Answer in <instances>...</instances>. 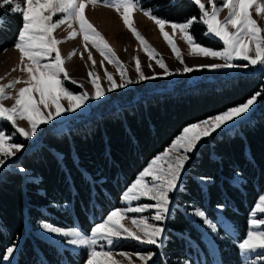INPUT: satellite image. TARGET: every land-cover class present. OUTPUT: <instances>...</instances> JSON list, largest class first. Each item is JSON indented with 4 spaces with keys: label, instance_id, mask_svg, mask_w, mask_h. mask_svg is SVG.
<instances>
[{
    "label": "trees",
    "instance_id": "1",
    "mask_svg": "<svg viewBox=\"0 0 264 264\" xmlns=\"http://www.w3.org/2000/svg\"><path fill=\"white\" fill-rule=\"evenodd\" d=\"M143 9L171 22L196 17L190 28L196 41L219 47L205 35L192 0H138ZM0 8V53L12 47L22 26L20 14ZM172 83V82H171ZM140 83L113 92L62 129L46 127L37 143L26 146L0 172V264L6 249L20 237L16 264H84L85 249L62 251L35 234L38 223L78 227L89 232L112 210L143 166L192 123L244 103L260 92L252 116L228 130L214 132L190 153L188 167L173 195L160 247L148 264L211 263L194 211L215 219L218 206L235 229L213 235L223 264H241L238 243L264 190V69L226 72L193 84ZM5 130H14L4 121ZM25 144V143H24ZM24 168L26 171H19ZM238 176V180L233 178ZM198 177L210 181L202 188ZM129 243V244H128ZM124 250H135L128 241ZM146 249V248H145Z\"/></svg>",
    "mask_w": 264,
    "mask_h": 264
},
{
    "label": "snow or ice",
    "instance_id": "2",
    "mask_svg": "<svg viewBox=\"0 0 264 264\" xmlns=\"http://www.w3.org/2000/svg\"><path fill=\"white\" fill-rule=\"evenodd\" d=\"M99 2L100 0H23V3H21V0H0V8L10 5L12 13L21 15L22 27L19 29L14 48L20 53V62L23 65L20 71L27 73L28 76V79L24 81L26 86L18 90L17 95L14 97L15 103L11 107H6L3 101L13 98L9 92L16 83L21 81L14 80L8 85H0V121L10 122L15 130L12 135L0 130V166H4L9 157H15L24 148L23 144L12 142L13 136L18 134L28 139L36 134L40 124L49 123L55 117L60 116L62 112H74L89 99L99 100L105 95V90L101 87L99 80L92 79V72H89L88 76L94 89L93 93L89 94L87 91L73 93L65 87V82L70 77L63 66L65 61L58 50V45L63 41L53 37V31L61 25L67 23L68 27L72 28L73 22H78L79 33L75 30L70 32L68 39H74L78 34L82 35L86 42V48L87 42H90L108 63L117 67L120 74L119 83L116 82L111 73L105 70V76L109 82L108 92L125 88L129 84L155 79L158 75H172L164 61L157 58L156 63L163 69V73L154 72L152 76H146L141 70L140 61L136 59L135 71L138 78L136 80L130 79L124 64L118 59L116 53L84 17L86 3L94 5ZM192 2L198 6L200 21L207 27L205 35L212 34L223 44L221 50H214L195 42L189 29L196 22V17H192L184 23H171L174 32L179 30L183 34L191 49L190 55L207 56L224 61L222 64L214 63L200 67L219 69L264 66V35H261L264 29L258 26L257 21L252 18L249 12L250 8H254L257 15L264 17V2L262 0H222L219 5L214 3L213 0H208V4L211 6L210 11L201 0H192ZM104 3L105 6L113 7L117 12L123 10L121 15L124 24L141 42L144 51L150 58L158 57L159 54L155 52V49H152L140 33L129 24V10L139 6L138 0H111V3H109V0H104ZM36 5L43 6L42 13L39 16L30 15ZM225 8L228 9V15L223 20L218 19L219 13ZM58 13L62 14L61 18L53 22V16ZM144 14L159 26L161 34L172 49L176 59L184 64L181 52L164 31V25L169 22L157 18L150 10L144 11ZM229 29L233 30L230 31ZM251 46H254V49ZM253 50L254 55L250 56L249 53ZM74 54V51L70 53L69 59ZM26 58L27 63H25ZM88 59L92 60L90 52ZM234 60H244L248 63L236 65L233 63ZM93 64H95V61H93ZM149 67L151 68V64H149ZM177 71L180 70L177 69ZM192 71L193 68L191 67L185 66L183 68L184 73ZM71 83L75 84L77 81L72 80ZM33 90L39 94V103L45 109H51L47 111L46 115L41 112L37 104L32 102L31 93ZM260 95L261 93L257 92L241 105L184 127L182 133L172 141L171 145L162 154L152 159L122 193V200L128 206L113 210L106 219L92 227L90 233L85 234L76 228L64 229L50 223H42L41 227L47 233L65 238L54 242L89 249L86 264H93V260L98 254L103 255L108 264H119L117 260L113 259L111 251H105L104 246L99 245L100 241L106 242V245L111 247L123 237L133 239L144 245L160 247L159 241L165 229L158 223H150L149 220L163 222L167 219L172 203L171 194L178 190L181 173L190 158L189 154L196 150L203 137L209 136L216 129L221 128L222 125L248 112ZM61 100H67V107L61 104ZM18 120L27 121L28 128L18 127ZM160 161H164L163 166L158 163ZM19 171L24 172L26 170L20 168ZM202 182L207 183L208 178H202ZM144 198L153 201V203H138L136 206H131L133 201H141ZM218 207L222 208L223 206ZM149 209H154L155 215L150 218L142 215L132 218V225L136 226L135 231L124 227L122 224L113 223V217L117 215L140 214ZM194 216L201 218L203 224L213 233L218 232V225L224 227L226 231L228 230L222 221L213 222L203 210L196 209ZM250 217L251 219L248 221L249 228L238 248L245 256L255 254V259L248 260L247 264H264V194L258 197V201L250 212ZM98 245L100 246L99 253L97 251ZM14 250V246L8 247L3 258L8 260ZM119 255L128 257L130 254L121 252ZM136 255L143 264H148L155 253L149 251L145 254L137 253Z\"/></svg>",
    "mask_w": 264,
    "mask_h": 264
},
{
    "label": "rangeland",
    "instance_id": "3",
    "mask_svg": "<svg viewBox=\"0 0 264 264\" xmlns=\"http://www.w3.org/2000/svg\"><path fill=\"white\" fill-rule=\"evenodd\" d=\"M201 2L205 3V5L209 9V11L211 10V6L208 4V0H201ZM213 2L216 3L217 5H219V4H221L222 0H213ZM262 2H264V0H262ZM21 3H23V0H21ZM109 3H111V0H109ZM1 9H2V11H6V6L4 8H1ZM10 9L11 8H9V10ZM42 10H43L42 5H36L33 8L30 15L39 16L42 13ZM122 11L123 10H121V12ZM144 11H149V10L143 9L140 6H138L135 9H130L129 13H128L129 24H131L140 33V35L144 38V40L147 41V43L151 46L152 49H155V52L159 54L158 57L150 58L148 56V54L144 51V48H143V45L141 44V42L136 39V37L133 35V33L130 31V29L124 24L121 12H117L113 7L105 6L104 0H100L99 3H96L94 5L92 3H86L85 9H84V17L103 36L104 40L107 42L109 47H111L113 49V51L116 53V56L118 57V59L124 64L125 70L128 73V76L130 79L136 80L138 78V74L135 71L136 59H138L140 61L141 70L144 72V74L146 76H152L154 72L155 73H161V74L163 73V69H161L159 67V65L156 63L157 58L162 59L164 61V63L167 65V67H168L169 71L172 73V75H169V76L158 75L155 79L145 80V81H141L139 83H134V84H129L125 88H118L114 91L108 92L107 88H108L109 82L107 81V78L105 76V70L108 73H111L113 75V78L116 80V82L119 83L120 82V74L117 71V67L113 64L108 63V61L105 60L101 56V54L91 45L90 42H87V48H86L85 47L86 42L84 41L82 35L78 34L74 39H68V35L70 32L75 30L77 33H79V23L78 22H73L72 28H69L67 23L64 25H61L60 27L56 28L53 31V37L58 39V40L63 41L62 43H60L58 45V50L60 51L61 56L65 61L63 66L65 67V69H66V71L70 77V79L65 82V87L70 89L73 93H82L85 91H87L89 94L93 93L94 89H93L92 83L90 81V78L88 76V73L92 72L93 73L92 79H98L99 80L101 87L105 90V95L102 96L99 100L89 99L88 101L85 102L84 105H82L80 108H78L74 112H62L60 116L55 117L49 123L40 124V126L37 129L36 134L34 136L28 138V139H25V138L19 136L18 134H16L15 136H13L12 142L21 143L24 145V148L30 144L37 143L41 133L46 129V127L50 126V127H53L54 129H62L65 127V125L70 120L69 118L78 119L79 117H81L85 114H88L90 109H92L93 107L97 106L98 104L104 102L113 92L124 93V92L131 90L134 87L138 86L140 83H149V82L160 81L162 83L161 85H165L167 87H170V86H174L176 84H179L180 82H184L186 84H193V83L199 82L201 80L212 79L216 75L223 74V73L225 74L226 72L246 71L248 69H264V66H260V65L249 66V67L219 68V69H213L211 67H200L202 65H211L214 63L222 64V63H224V61L217 59V58L207 57V56L190 55L191 49L189 48L188 44L186 43V41L183 37V34L179 30H176L174 32L172 27H171V23H184L187 21H184V22L168 21L169 23H166L164 25V31L168 34V37L171 40H173V42L176 44L177 48L181 52V57L184 60V64H181L180 61L178 59H176L175 54L173 53V51L169 47L167 41L164 39L163 35L161 34L159 26L152 19H150L148 16H146L144 14ZM249 12H250L252 18L257 21L258 26L261 27L262 29H264V17L257 15L254 8H250ZM61 15L62 14L58 13L55 16H53V18H52L53 22L60 19ZM227 15H228V9L225 8V9H223V11H221L219 13L218 19L223 20ZM1 20H2V17L0 15V22H1ZM165 21H167V20H165ZM205 27H206V25H205ZM229 30L232 31L233 29H229ZM206 31H207V27L205 29V32ZM189 32L193 36L190 29H189ZM261 35H264V32H262ZM206 36H208L209 38L215 39L220 44V46L219 47L206 46V45H203V44L197 42L195 37L194 36L193 37L195 39V42L201 44L204 47L211 48L214 50H221L223 48V44H222V42H220L218 40V38H215L212 34H209ZM17 38H18V35H17ZM251 47H253V49H254V46H251ZM73 51L75 54L72 55L71 58L69 59V54L73 53ZM89 52L92 55V60L88 59ZM53 55H55V54L53 53ZM249 55L250 56L254 55V50L252 52H250ZM93 61H95V64H93ZM27 62L28 61L26 58L25 63H27ZM233 63L236 65H242V64H246L248 62L244 61V60H234ZM149 64H151V68L149 67ZM185 66L193 68V71L189 72V73H184L183 68ZM22 67H23V65L20 62V53L18 50H16L14 48V45L12 47L6 48L5 50H3L0 53V85H8L14 80L21 81L20 83H16L14 88H12L9 92L10 96L13 98L3 101V103L6 107H11L15 103L14 97L17 95L18 90L21 87L26 86L24 81H26L28 79V76H27V73L20 71V68H22ZM13 69H15V70H13ZM177 69H179L180 71H177ZM72 80L77 81V83H75V84L71 83ZM81 85H83V87H81ZM31 96H32V102L37 104L40 107L41 112L43 114L46 115L47 111L51 110V109H45L44 106L39 103L40 97H39V94L37 92H35L33 90L31 93ZM263 97H264V94H263ZM67 103H68L67 100H61V104L64 107H67ZM258 104H259V99L257 98V101L250 107L248 112L243 113L241 116L235 117L232 121H229L225 125H222L221 128L216 129L215 132H219L221 130L231 129L233 126L237 125L239 121L249 119L252 116L253 112L257 109ZM239 105H241V104H239ZM236 106H238V105H236ZM233 107H235V106H233ZM230 108H232V107H230ZM226 110H224V111H226ZM224 111H222V112H224ZM222 112H220V113H222ZM220 113H218V114H220ZM213 116H215V115H213ZM200 121H202V120H200ZM197 122H199V121H197ZM197 122H195V123H197ZM8 124L11 125L10 122H8ZM17 125H18V127L28 128L27 121H25V120H18ZM189 125H191V124H189ZM189 125H187V126H189ZM0 130L5 131L8 135H12L15 131V130H11L8 133L7 130H5L4 121H0ZM182 130L178 135H180L182 133ZM205 138L206 137H203L201 139V141L198 143V145ZM171 143L168 146H166L164 150H162L161 152H159L155 156H153L143 166V168L138 172V174L145 167H147V165L151 162L152 159H154L157 155L162 154L171 145ZM189 157H190V154H189ZM190 158H189L188 162L190 161ZM13 159H14V157H9L4 166L10 164ZM188 162L186 163L185 168L181 173L179 184H180V181H181V179H182V177L186 171V168L188 167ZM158 163H160L162 166L164 165V161H160ZM4 166H0V172L2 171ZM138 174H137V176H138ZM202 178H205V177H198V181L201 184L202 188L205 189L206 184L210 180L208 179V182L205 183V182H202ZM148 179L150 180L151 178L149 177ZM233 180L234 181L238 180V176H235L233 178ZM126 188H125V190H126ZM262 194H264V190L260 192L259 196ZM173 195H174V193L171 194L172 203L170 205V211H171V208L173 205ZM257 201H258V199H257ZM138 203H153V201H150V200L144 198L141 201H133L131 206H136ZM127 206L128 205H126L125 202L122 200V195H121V206L114 209V210L122 209V208H125ZM217 210H218V213H217L216 218L215 219L209 218V219H211L213 222L222 221L223 224L227 226L228 230L226 231L224 227L219 226V225H218V230H219V228H222L228 234L234 235L235 229H234V226L232 225V223L224 217V215L221 212L220 207H218ZM109 214H107L104 219H106ZM141 215L150 218L151 216L155 215V210L149 209V210L145 211L144 213H140V214L128 213L126 216L117 215V216L113 217V223L122 224L124 227L135 231L136 226L132 225L131 220L133 217H139ZM195 218H197V217L193 215V219H195ZM199 219H201V218H199ZM250 219H251V217L249 215V220ZM103 220H101L99 223H101ZM166 221H167V219L163 222H153V221L149 220L150 223H158L164 229H166ZM42 223H47V222L38 223L39 224L38 227L34 230L35 234H37V235L41 236L42 238H44L45 240L53 243L57 247V249L60 251H62L64 249H68L71 252H76V251H79L80 249H85L86 254L88 256L89 249H86L83 247L67 245L66 243L54 242L57 240H63L65 238H59V237H56L55 234L47 233L41 227ZM197 225L200 227V229L202 231V239H203L209 253L212 255L213 258L211 260V263H207L204 259V256H200V258L196 259V264H223V263H221V259L219 257L217 247H216V242L213 238V235L215 233H213L210 229H208L207 226L203 224V221L199 222V224L197 223ZM62 228H64V229H70V228L79 229L76 226H74V227H62ZM248 228H249V225H248ZM83 233L88 234V233H90V231L89 232H83ZM164 236H165V231H164L162 237L160 238V241H159L160 244H162ZM128 241H134L135 243L138 244V246L135 247L136 248L135 250H132V251L129 250L128 251V250L123 249L124 247H126L129 244V243L127 244ZM19 243H20V237L17 238V240L15 241V243L13 245H11V246L15 247V250H14L13 254L11 255V257H9L8 260L4 259L5 264H16V252H17V247H18ZM239 243H238V245H239ZM99 245H103L105 251H111L113 253V259L117 260L119 262V264H129V262H131V264H143V262L140 261L139 257L136 255L137 253L145 254L149 251L155 253V251L152 249V246H155V245H144V244H141V243H139L133 239H130V238L121 237L118 240V242L114 243V245L111 247L107 246L106 242H104V241H100ZM99 245L97 247L98 253L100 252V246ZM155 247H157V246H155ZM121 252H127L130 255L128 257H123V256L119 255V253H121ZM251 259H255V254H248L247 256H245V254L240 251L241 264H247V261L251 260ZM86 260H87V257L85 258L84 264H86ZM93 264H108V262L103 255L98 254L97 257L93 260ZM186 264H191V263L186 262Z\"/></svg>",
    "mask_w": 264,
    "mask_h": 264
}]
</instances>
